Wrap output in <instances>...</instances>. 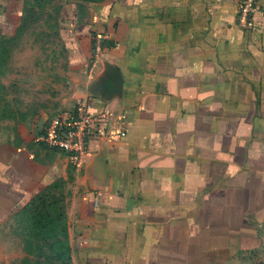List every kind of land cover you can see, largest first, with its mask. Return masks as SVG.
I'll return each instance as SVG.
<instances>
[{
  "label": "crops",
  "instance_id": "0c3cea01",
  "mask_svg": "<svg viewBox=\"0 0 264 264\" xmlns=\"http://www.w3.org/2000/svg\"><path fill=\"white\" fill-rule=\"evenodd\" d=\"M30 1L0 0L3 35ZM61 1L65 67L0 65V264L11 233L45 234V264H261L264 0L252 31L237 0ZM77 98L107 117L79 171L35 140Z\"/></svg>",
  "mask_w": 264,
  "mask_h": 264
},
{
  "label": "rangeland",
  "instance_id": "374dc122",
  "mask_svg": "<svg viewBox=\"0 0 264 264\" xmlns=\"http://www.w3.org/2000/svg\"><path fill=\"white\" fill-rule=\"evenodd\" d=\"M61 2V0H31L30 6L27 7L29 11L24 19V25L28 23V26H22L24 32L3 35L0 31V65L3 62H11L9 53L16 46L21 47L22 53L18 58V61L23 63L21 69L65 67V49L62 48L58 22V8ZM39 214L41 215L38 219L40 223L44 221V212L40 211ZM6 239L11 246V253L19 257L18 263L45 264L47 255L45 234L11 233L6 234ZM262 257L261 264H264V254Z\"/></svg>",
  "mask_w": 264,
  "mask_h": 264
},
{
  "label": "built area",
  "instance_id": "2783aa9c",
  "mask_svg": "<svg viewBox=\"0 0 264 264\" xmlns=\"http://www.w3.org/2000/svg\"><path fill=\"white\" fill-rule=\"evenodd\" d=\"M259 1H236L235 19L238 27L250 31L255 29L254 14L258 10ZM104 41L102 33L93 35L91 55L81 60V69L85 74L93 71L95 62L104 49ZM87 108V99H75L70 109L51 114L35 138L44 146L64 153L77 171L83 167L88 155L92 126L101 125L107 119L105 114L90 115Z\"/></svg>",
  "mask_w": 264,
  "mask_h": 264
},
{
  "label": "trees",
  "instance_id": "16d2710c",
  "mask_svg": "<svg viewBox=\"0 0 264 264\" xmlns=\"http://www.w3.org/2000/svg\"><path fill=\"white\" fill-rule=\"evenodd\" d=\"M93 46V45H92ZM104 46H106V42L104 41Z\"/></svg>",
  "mask_w": 264,
  "mask_h": 264
}]
</instances>
